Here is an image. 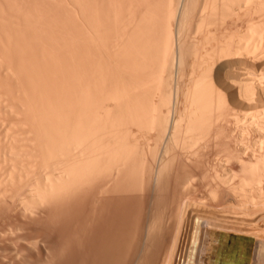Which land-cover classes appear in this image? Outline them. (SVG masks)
Wrapping results in <instances>:
<instances>
[{"label":"bare ground","instance_id":"obj_1","mask_svg":"<svg viewBox=\"0 0 264 264\" xmlns=\"http://www.w3.org/2000/svg\"><path fill=\"white\" fill-rule=\"evenodd\" d=\"M0 264H264V0H0Z\"/></svg>","mask_w":264,"mask_h":264},{"label":"rangeland","instance_id":"obj_2","mask_svg":"<svg viewBox=\"0 0 264 264\" xmlns=\"http://www.w3.org/2000/svg\"><path fill=\"white\" fill-rule=\"evenodd\" d=\"M187 44H189V42H188ZM187 44H186L187 47H186L185 50H184V51H186V52L183 53V56H184L183 58H184V59H183V58H182V59H177L178 62L180 63V64H179V63L177 62L179 65L175 62V61H177L176 59H175V61H174V64L177 65L176 67L178 68V71H177V68L175 67V68H173V72H172L173 76H176V75L178 76V77H175V78L172 76V78L176 79V81L173 80V79H172V80H173V82L175 81L174 83H175L177 86H176L174 83H173V84H174V86H176L177 88H180L181 90L186 88L187 84L190 83V81H191L190 79L192 78V77H189V76L192 75V74L190 73V69H188L189 66H190V63H191V59H192V58H191V57H192V55H191V51L188 50V49L191 47V43H190V45H187ZM188 46H190V47H188ZM188 51H189V53H188ZM184 54H185V55H184ZM189 54H190V55H189ZM186 55H188V57H187ZM190 56H191V57H190ZM189 59H190V62L188 61ZM180 60H181V61L183 60V61L180 62ZM186 62H187V64H188V66H187V64H185ZM182 63H184V64L181 65ZM175 65H174V66H175ZM185 65H186L187 67H186ZM185 67H186V68H185ZM174 69H175V70H174ZM185 69H188V70H185ZM196 70L199 71V69H196ZM176 71L179 73V75H178V73H176ZM197 71L195 72V75H196L195 77H197V74L199 73V72H197ZM185 72H186V73H185ZM188 72H189V73H188ZM174 73H176V74H174ZM187 73L190 74V75H187ZM184 74H186V76H185ZM179 76H180V77H179ZM187 76H188V77H187ZM183 78H184V79H183ZM187 78H188V79H187ZM177 82H178V83H177Z\"/></svg>","mask_w":264,"mask_h":264}]
</instances>
